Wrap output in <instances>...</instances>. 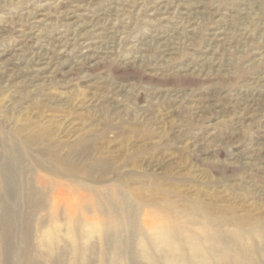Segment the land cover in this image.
I'll return each instance as SVG.
<instances>
[{
	"label": "rangeland",
	"instance_id": "obj_1",
	"mask_svg": "<svg viewBox=\"0 0 264 264\" xmlns=\"http://www.w3.org/2000/svg\"><path fill=\"white\" fill-rule=\"evenodd\" d=\"M0 55V161L14 173L0 183V264H23L28 246L38 264H114L98 196L137 213L120 264L147 247L157 264H196L200 224L184 251L156 245L177 211L239 234L243 264H264V0H0Z\"/></svg>",
	"mask_w": 264,
	"mask_h": 264
},
{
	"label": "bare ground",
	"instance_id": "obj_2",
	"mask_svg": "<svg viewBox=\"0 0 264 264\" xmlns=\"http://www.w3.org/2000/svg\"><path fill=\"white\" fill-rule=\"evenodd\" d=\"M57 2V1H55ZM54 2V3H55ZM80 4V3H79ZM117 6V5H116ZM44 7V4H40L38 5L37 8H42ZM243 19V18H242ZM24 29V28H23ZM57 37V36H56ZM167 37V36H166ZM90 40V39H89ZM159 41V40H158ZM2 55H0L1 58ZM87 56V55H86ZM201 68V67H200ZM263 103V102H262ZM251 105V104H250ZM37 137H34L33 140H37ZM19 142L15 143V147H12V149L8 148V153L11 155H14L13 159L10 160H17L16 154H23V151L21 150V148L19 147ZM14 151V152H13ZM19 156V155H18ZM7 162V161H6ZM39 162V160L37 161V163ZM7 164V166H6ZM38 166L41 167L42 169H46L47 166L38 163ZM9 164L8 163H4V161H0V183L2 181L5 182V180L9 179L7 177H12L14 175L13 171L9 168ZM57 168V167H56ZM55 167L52 168L51 171H57ZM49 169V167H48ZM58 172V171H57ZM40 183L43 186H50L51 189L55 188L56 186L62 185L61 183L57 182V181H51L48 178H46L45 175H42L39 177ZM63 191L60 190L58 191L55 196H54V204H53V214L54 212H58V209L60 207V203L63 201ZM3 192L0 189V199L2 198ZM32 195L34 198V207H38L40 208L42 206V200L39 197V193H37L36 191H32ZM101 196H98V202H96V206L98 209L100 210H110L111 215L106 218V220L102 223L104 231L110 235V237L113 238V245L116 246L117 248V252L118 254V258L115 259L113 262L114 264H120L119 262L124 258V249H125V244H126V239H128L129 233H127L128 228H131V236L133 234V232L135 231V233L138 231V226L136 223V211L134 210L133 206H130L127 201H117L115 197L111 196H107L106 198H104L106 201L101 202L100 200ZM81 207V214L83 215L84 213H86V211H89L88 206H84ZM0 207H1V200H0ZM4 208H6V206H4ZM95 208V207H94ZM67 212L72 216L75 217L76 216V209H75V205L71 204L68 205L67 207ZM97 210V209H94ZM8 211V209L6 210V212ZM191 220L187 221L184 220L183 217L185 216L184 214L182 215V213L180 211L176 212V215L174 213L169 212V215L166 216V222L165 223H161L159 225V231L156 234V240H158V244H156L157 246H163L161 249L165 252V256L168 255V251H166V249H164L165 247H170L172 248L174 246V249H179L180 251H184V247H182V243L184 241V235L186 236V232L189 231V228L191 229L192 227H195L196 225L200 224L202 227V230L200 231V235H201V242H203L204 245H206L205 250L202 249V246L199 247V245H195L194 247H192V250L195 251L193 258H194V262L196 264H243L241 258H240V251L242 249H237L236 245L239 244L240 241V235L235 233V232H229L227 230L221 229L219 227V225H217L214 222H210L207 220H204L202 218H199L195 212H192L191 214ZM86 216V215H85ZM107 217V216H106ZM86 218V217H85ZM72 221V225L75 228V233L78 234V230L81 228L80 226L82 225V220L78 219L76 221L73 222ZM88 221V220H87ZM27 225L25 226L26 228H30L31 224L30 223H26ZM89 224V223H88ZM91 226V225H90ZM126 226H129L128 228H126ZM5 227L4 229L7 230L8 232L10 231V229L12 228V220L6 222L4 224ZM90 230V228H89ZM88 231V229H87ZM191 231V230H190ZM261 233V230H259ZM197 233V232H196ZM199 233V232H198ZM83 234H85V231L83 232ZM262 234V242L260 244V251L263 254V259H264V232L261 233ZM193 234H189L188 236H191ZM215 237V238H214ZM160 238L162 240V242L160 241ZM186 238V237H185ZM131 240V239H130ZM187 241V239H185ZM23 241L29 244V240H28V234H24L23 236ZM132 242V241H131ZM87 246V251L93 253L94 248L91 245H86ZM149 248V247H147ZM144 249L143 252L140 254L141 256H143L145 259H141L139 260L138 257V264H146V261L152 262L154 264L155 260L158 257H156L157 255H154L152 253H148L147 250ZM173 250V249H172ZM27 254L24 257V263L23 264H38V257L33 253V250L30 249V247L28 246L26 248ZM177 251V250H175ZM167 252V253H166ZM81 254V251L79 252ZM171 254V253H169ZM139 255V256H140ZM173 254L167 258L166 260V264H179L177 258L175 259L176 262L172 259ZM165 257V259H166ZM60 259V258H59ZM86 264H91L92 263V255L91 256H86ZM161 261V260H160ZM159 259H158V264H162V261L160 263ZM216 262V263H215ZM50 264H64V262H60L54 259L49 260ZM249 264H257V262L253 259H251L249 261Z\"/></svg>",
	"mask_w": 264,
	"mask_h": 264
}]
</instances>
